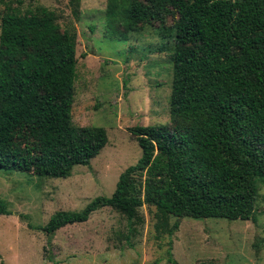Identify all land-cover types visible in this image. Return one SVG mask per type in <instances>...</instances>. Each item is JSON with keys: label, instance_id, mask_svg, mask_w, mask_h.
<instances>
[{"label": "trees", "instance_id": "obj_1", "mask_svg": "<svg viewBox=\"0 0 264 264\" xmlns=\"http://www.w3.org/2000/svg\"><path fill=\"white\" fill-rule=\"evenodd\" d=\"M13 3L0 24V170L66 178L77 165L91 164L108 133L73 121L74 27L63 29L47 6ZM107 25L118 40L147 26L171 40L161 48L173 64L171 120L130 128L141 156L121 173L112 196L57 211L42 229L52 235L107 206L132 220L145 204L156 208L159 237L172 235L183 217L257 222L264 184V0H108ZM10 213L0 198V216Z\"/></svg>", "mask_w": 264, "mask_h": 264}, {"label": "rangeland", "instance_id": "obj_2", "mask_svg": "<svg viewBox=\"0 0 264 264\" xmlns=\"http://www.w3.org/2000/svg\"><path fill=\"white\" fill-rule=\"evenodd\" d=\"M11 1L22 8L47 6L63 29L74 27L73 121L104 127L109 142L90 165H77L66 178L0 170V198L11 212L0 216V264H264V184L257 222L183 217L172 235L159 237L156 208L145 204L132 220L107 206L52 235L42 229L57 211L81 210L98 196H112L121 173L141 156L130 128L170 122L173 64L161 48L171 40L158 26L126 40L110 37L108 0H0V24Z\"/></svg>", "mask_w": 264, "mask_h": 264}]
</instances>
